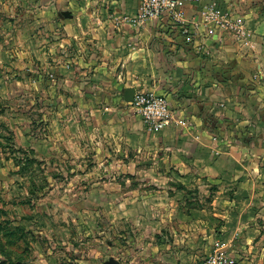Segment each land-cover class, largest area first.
<instances>
[{"label": "crops", "instance_id": "obj_1", "mask_svg": "<svg viewBox=\"0 0 264 264\" xmlns=\"http://www.w3.org/2000/svg\"><path fill=\"white\" fill-rule=\"evenodd\" d=\"M213 3L243 17L242 39L205 20ZM139 5L0 0L1 87L36 93L37 143L23 142L66 174L50 214L86 224L92 263L203 264L222 239L264 264V0L189 2L184 23L138 22ZM128 87L167 96L174 120L149 132Z\"/></svg>", "mask_w": 264, "mask_h": 264}, {"label": "rangeland", "instance_id": "obj_2", "mask_svg": "<svg viewBox=\"0 0 264 264\" xmlns=\"http://www.w3.org/2000/svg\"><path fill=\"white\" fill-rule=\"evenodd\" d=\"M10 77L15 79L11 87L17 86L12 94L27 85L21 78ZM33 77L29 79L37 81ZM1 82L0 77V264H97L92 263V255L97 254L88 252L98 241L89 236L85 223L66 216L65 205L50 214L53 183H59L60 199L66 174L52 169L49 158H37V146L23 142L22 136L28 134L37 143L36 93L9 99Z\"/></svg>", "mask_w": 264, "mask_h": 264}, {"label": "built area", "instance_id": "obj_3", "mask_svg": "<svg viewBox=\"0 0 264 264\" xmlns=\"http://www.w3.org/2000/svg\"><path fill=\"white\" fill-rule=\"evenodd\" d=\"M197 1L200 0H140L136 20L144 22L167 14L173 20L184 23L186 4ZM205 20L216 22L220 27L230 30L240 39L245 34L243 17L227 13L221 14L215 3L209 7ZM188 41H191V39L188 38ZM245 43L247 44V42ZM131 105L142 118L149 132H160L174 120L167 96L153 90H146L141 87L136 89ZM176 121L182 125L186 124L184 120ZM231 247L232 242L230 240L218 239L203 264H241L239 259L233 255Z\"/></svg>", "mask_w": 264, "mask_h": 264}, {"label": "water", "instance_id": "obj_4", "mask_svg": "<svg viewBox=\"0 0 264 264\" xmlns=\"http://www.w3.org/2000/svg\"><path fill=\"white\" fill-rule=\"evenodd\" d=\"M135 92H136L135 88H132V87L125 88L124 100L128 103H131L134 99ZM110 264H119V262L116 261L115 259H111Z\"/></svg>", "mask_w": 264, "mask_h": 264}]
</instances>
